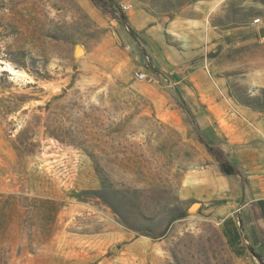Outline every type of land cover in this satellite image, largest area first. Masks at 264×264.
Segmentation results:
<instances>
[{"label": "rangeland", "instance_id": "374dc122", "mask_svg": "<svg viewBox=\"0 0 264 264\" xmlns=\"http://www.w3.org/2000/svg\"><path fill=\"white\" fill-rule=\"evenodd\" d=\"M113 1L136 37L94 0H0V264H235L182 187L222 171L199 130L264 143V0Z\"/></svg>", "mask_w": 264, "mask_h": 264}, {"label": "crops", "instance_id": "0c3cea01", "mask_svg": "<svg viewBox=\"0 0 264 264\" xmlns=\"http://www.w3.org/2000/svg\"><path fill=\"white\" fill-rule=\"evenodd\" d=\"M213 134L229 159L241 168L242 175L236 179L220 171L215 176L213 170L204 169L191 176V183L183 185V197L199 200V210L208 212L220 226L225 242L235 255V264H262L251 248L264 260V143L252 145L259 137L249 130L244 138L233 141L229 137L223 139L215 127ZM139 244L133 242L131 247ZM147 262L140 259L134 264Z\"/></svg>", "mask_w": 264, "mask_h": 264}, {"label": "trees", "instance_id": "16d2710c", "mask_svg": "<svg viewBox=\"0 0 264 264\" xmlns=\"http://www.w3.org/2000/svg\"><path fill=\"white\" fill-rule=\"evenodd\" d=\"M104 11L111 14L112 17L118 19L120 22L126 25L128 31L136 37L137 31L131 26L128 22V16L125 12L121 11L119 7L115 4L113 0H94ZM198 136L200 141L206 146L208 151L216 158L219 162L220 168L223 173L227 175H242V170L239 166L234 164L226 152L220 147L218 141H214V139H209L205 136V133L202 130L198 131ZM251 252L255 257L259 259V261L264 264V260L255 249L251 248Z\"/></svg>", "mask_w": 264, "mask_h": 264}, {"label": "built area", "instance_id": "2783aa9c", "mask_svg": "<svg viewBox=\"0 0 264 264\" xmlns=\"http://www.w3.org/2000/svg\"><path fill=\"white\" fill-rule=\"evenodd\" d=\"M133 8V4L132 3H124L122 5V9L124 12H128L130 11L131 9ZM261 22V18L260 17H257L253 20V23L254 24H258ZM135 77L139 80H145V79H149L151 80L152 78L149 77V75L141 70H138L135 72Z\"/></svg>", "mask_w": 264, "mask_h": 264}, {"label": "bare ground", "instance_id": "6f19581e", "mask_svg": "<svg viewBox=\"0 0 264 264\" xmlns=\"http://www.w3.org/2000/svg\"><path fill=\"white\" fill-rule=\"evenodd\" d=\"M10 69H11V71H12L13 74H16V75L19 76V74H20L19 70H16V69H14L13 67H10ZM196 204H197V203H196ZM191 211H192V210H191Z\"/></svg>", "mask_w": 264, "mask_h": 264}, {"label": "water", "instance_id": "95a60500", "mask_svg": "<svg viewBox=\"0 0 264 264\" xmlns=\"http://www.w3.org/2000/svg\"><path fill=\"white\" fill-rule=\"evenodd\" d=\"M262 35H264V29L262 30ZM78 47H81L80 45H78ZM82 48V47H81ZM198 205H199V203L198 202H196ZM195 203V204H196ZM194 205V204H193ZM198 207H196L195 209H193L192 211H195L196 209H197ZM191 209V208H190Z\"/></svg>", "mask_w": 264, "mask_h": 264}]
</instances>
